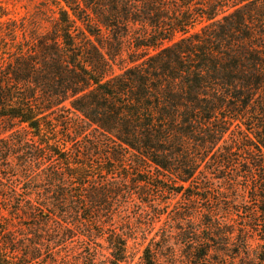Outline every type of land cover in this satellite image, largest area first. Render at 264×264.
I'll use <instances>...</instances> for the list:
<instances>
[{
  "label": "trees",
  "instance_id": "16d2710c",
  "mask_svg": "<svg viewBox=\"0 0 264 264\" xmlns=\"http://www.w3.org/2000/svg\"><path fill=\"white\" fill-rule=\"evenodd\" d=\"M53 1L0 41V264H264V0Z\"/></svg>",
  "mask_w": 264,
  "mask_h": 264
},
{
  "label": "rangeland",
  "instance_id": "374dc122",
  "mask_svg": "<svg viewBox=\"0 0 264 264\" xmlns=\"http://www.w3.org/2000/svg\"><path fill=\"white\" fill-rule=\"evenodd\" d=\"M57 6L58 5L55 4L53 0H0V41L1 38L3 37L10 39L9 36L6 35L7 33H13V35H15V39L19 41H23V39L25 40L30 39L33 35L34 30H36V34L38 35L46 34L47 31L50 30L51 28L53 15L55 16L57 15L56 14L58 10ZM10 24H12L14 28L13 32L10 31V29H12V26H8ZM7 27H11V28L7 30ZM135 51L136 50L135 48H133L132 45H129L128 42L125 43L122 56L118 58L117 59L118 62H116L117 63V65L115 66L116 72L119 73L121 68L131 65L129 63V59L133 55L135 56V54H137V51L136 52ZM197 181L199 183L201 180H197ZM212 184L213 186H212L211 194H216L218 192H221L222 197L220 199L225 201H227L226 199L227 196L233 198L232 194L228 189V186L224 182L214 179L212 180ZM239 193L240 196H237L235 201L237 207H239L241 211L243 209H248L252 207L253 204H251V202H246L249 200L247 197V193L245 192L243 194L242 191ZM241 195H244V197H242ZM167 197L168 196L166 195L161 199L164 200ZM170 200H168V202L170 203V205H168L169 206V210H167L168 212L170 210H173L174 208L177 207L180 208V206H182L183 200L182 197H180V195L175 196L173 197V199ZM158 202L161 204V200L158 199ZM227 204L224 205V208H222V210L220 209L219 212L220 216L224 218V222L229 223L230 225H233L235 228H237L238 226L237 222L240 221V218L236 215L235 209L232 208V204L229 206V208L227 207ZM138 205L139 202L137 199H135L131 203V205H129V209L127 213L131 214V216H135L133 220L136 218L137 213L140 212V208L138 207ZM161 206H163V204ZM219 208L220 206L218 205L217 209ZM147 210H149L148 207ZM162 211L163 212L166 211L165 207L164 209H162ZM144 217L145 218L147 217V213L144 215ZM161 220L162 221L156 224V229L162 225V222L165 220V215L161 217ZM250 235L251 237L248 238L249 244H251L254 247L263 244V241L259 239V236L257 234L253 233L252 235L250 233ZM74 244L75 243L71 244V246H74ZM131 249L134 255L133 259L130 260L128 263H123V264H135L138 262L140 256V251L138 247L131 243ZM75 252L76 249H73L72 255L75 254ZM103 254H106V251L103 250Z\"/></svg>",
  "mask_w": 264,
  "mask_h": 264
}]
</instances>
